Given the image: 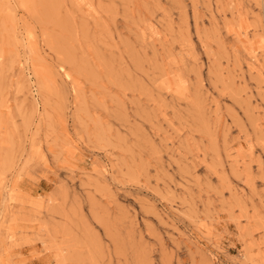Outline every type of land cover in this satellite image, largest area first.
<instances>
[{
	"label": "rangeland",
	"instance_id": "374dc122",
	"mask_svg": "<svg viewBox=\"0 0 264 264\" xmlns=\"http://www.w3.org/2000/svg\"><path fill=\"white\" fill-rule=\"evenodd\" d=\"M0 264H264V0H0Z\"/></svg>",
	"mask_w": 264,
	"mask_h": 264
}]
</instances>
